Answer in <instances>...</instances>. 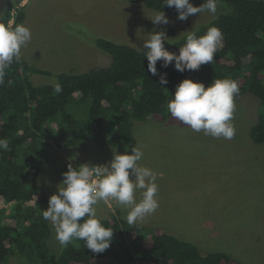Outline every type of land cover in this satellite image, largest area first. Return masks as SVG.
Instances as JSON below:
<instances>
[{"label":"trees","instance_id":"16d2710c","mask_svg":"<svg viewBox=\"0 0 264 264\" xmlns=\"http://www.w3.org/2000/svg\"><path fill=\"white\" fill-rule=\"evenodd\" d=\"M128 1L178 14L174 7L163 5V0ZM190 2L199 6L203 0ZM217 2L225 9L195 32L200 36L216 26L223 33V43L213 63L202 64L198 70L180 72L174 62L165 68L158 61V75L153 76L143 47L103 37H96L93 43L110 55L107 67L55 73L54 83L42 85L32 84L29 74L49 75L50 70L22 60L5 70L0 85V139H6L9 147L0 149V264H10L11 257H17L18 264H239L224 252L201 253L195 244L160 227L146 235L140 223L129 225L117 213L97 217L114 231L104 252L94 253L78 240L53 253L46 242L49 223L42 216L46 197L36 183L51 149V143L44 140L49 131L59 146L86 139L114 147L128 144L135 121H163L170 115L167 102L185 78L205 86L213 79L230 78L239 82V96L249 92L264 106V0ZM13 8V3L5 6L0 23L21 24L22 9L9 24ZM185 38L165 48L179 54ZM160 74H166V85L159 83ZM56 84L62 88L60 93L54 90ZM108 127L113 130L109 132ZM248 134L253 142L264 143L263 113ZM67 168L61 169L62 178Z\"/></svg>","mask_w":264,"mask_h":264},{"label":"rangeland","instance_id":"374dc122","mask_svg":"<svg viewBox=\"0 0 264 264\" xmlns=\"http://www.w3.org/2000/svg\"><path fill=\"white\" fill-rule=\"evenodd\" d=\"M8 1L0 0V17ZM11 1L12 17L22 9L21 24L32 34L21 49L20 60L52 72L29 74L34 85L54 83V74L59 72L107 67L111 57L95 47L96 37L141 48L151 32L162 30L173 43L225 9L217 2L215 14L205 11L186 20L165 13L169 22L155 25L149 17L159 11L128 0ZM171 43L166 40L164 46ZM234 102L236 132L231 140L194 132L170 115L163 121H135L130 144L125 146H108L93 139L59 146L49 131L44 140L51 143V149L36 180L46 197L42 209L58 190L63 166L109 164L114 151L131 154L136 144L143 152L138 163L157 174L159 207L138 222L146 235L160 227L195 244L201 253L224 252L239 264H264V143L253 142L248 134L258 114H264V106L249 92ZM95 209L99 218L117 213L125 220L129 211L112 200L100 201ZM48 223L47 245L59 253L62 247ZM18 260L11 257L9 263L18 264Z\"/></svg>","mask_w":264,"mask_h":264},{"label":"clouds","instance_id":"9594fccd","mask_svg":"<svg viewBox=\"0 0 264 264\" xmlns=\"http://www.w3.org/2000/svg\"><path fill=\"white\" fill-rule=\"evenodd\" d=\"M163 5L174 7L179 20L205 11L217 12V0H203L199 6H194L190 0H163ZM149 18L155 25L169 22L163 11ZM185 32L186 42L180 46L179 54L165 48L164 42H171L162 30L151 32L143 41L147 68L153 76L158 75V61L165 68L174 62L175 69L180 72L198 70L202 64L213 63L223 43L222 31L212 26L200 36L195 31ZM31 38V30L23 24L8 26L0 23V85L4 83L5 70L20 60L21 49ZM12 83L8 81L9 85ZM159 83H168L166 74H160ZM54 90L60 93L62 88L56 84ZM239 94V82L230 78L213 79L208 86L185 78L176 85L166 107L172 118L192 131L231 140L236 132L232 123L236 108L234 100ZM8 147V141L0 139V149L7 150ZM142 158L143 152L135 144L131 154L114 151L109 164L82 163L77 167L68 164L57 192L50 195L48 207L42 212L43 218L53 226L55 239L62 248L78 240L84 241L85 247L94 253L109 248L114 231L97 218L95 206L100 201L112 200L129 209L126 216L129 225L143 221L156 211L159 207L157 174L138 163Z\"/></svg>","mask_w":264,"mask_h":264},{"label":"crops","instance_id":"0c3cea01","mask_svg":"<svg viewBox=\"0 0 264 264\" xmlns=\"http://www.w3.org/2000/svg\"><path fill=\"white\" fill-rule=\"evenodd\" d=\"M23 1H25V0H23ZM9 3H11L12 1L10 0V1H8ZM22 3V2H21ZM128 144H130V142L128 143ZM128 144H124V145H122V146H125V145H128ZM162 229H164V228H162ZM165 230V229H164ZM167 232V231H166ZM168 233V232H167Z\"/></svg>","mask_w":264,"mask_h":264},{"label":"built area","instance_id":"2783aa9c","mask_svg":"<svg viewBox=\"0 0 264 264\" xmlns=\"http://www.w3.org/2000/svg\"><path fill=\"white\" fill-rule=\"evenodd\" d=\"M12 21H13V17L10 19L9 24H11ZM97 165H102V164H97ZM75 167H77V166H75Z\"/></svg>","mask_w":264,"mask_h":264}]
</instances>
